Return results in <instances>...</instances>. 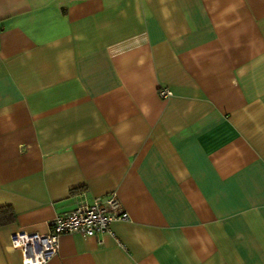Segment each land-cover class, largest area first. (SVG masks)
<instances>
[{
    "label": "crops",
    "instance_id": "0c3cea01",
    "mask_svg": "<svg viewBox=\"0 0 264 264\" xmlns=\"http://www.w3.org/2000/svg\"><path fill=\"white\" fill-rule=\"evenodd\" d=\"M113 194L47 264H264V0H0V264Z\"/></svg>",
    "mask_w": 264,
    "mask_h": 264
},
{
    "label": "built area",
    "instance_id": "2783aa9c",
    "mask_svg": "<svg viewBox=\"0 0 264 264\" xmlns=\"http://www.w3.org/2000/svg\"><path fill=\"white\" fill-rule=\"evenodd\" d=\"M172 96L169 90H160L163 100ZM127 219L121 209L116 194L106 200L95 199L91 204H83L72 212L56 217L49 224L46 234L20 230L12 234L11 246L22 254V264H47L58 255L60 237L67 234H80L96 237L112 232V224Z\"/></svg>",
    "mask_w": 264,
    "mask_h": 264
},
{
    "label": "trees",
    "instance_id": "16d2710c",
    "mask_svg": "<svg viewBox=\"0 0 264 264\" xmlns=\"http://www.w3.org/2000/svg\"><path fill=\"white\" fill-rule=\"evenodd\" d=\"M14 217L10 208H0V227L13 223Z\"/></svg>",
    "mask_w": 264,
    "mask_h": 264
}]
</instances>
